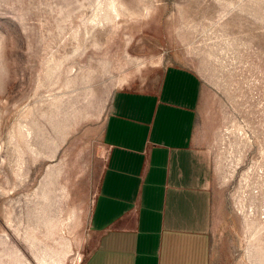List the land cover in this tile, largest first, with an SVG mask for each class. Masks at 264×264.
<instances>
[{"label": "rangeland", "instance_id": "1", "mask_svg": "<svg viewBox=\"0 0 264 264\" xmlns=\"http://www.w3.org/2000/svg\"><path fill=\"white\" fill-rule=\"evenodd\" d=\"M202 80L212 264H264V0H0V264H80L114 91Z\"/></svg>", "mask_w": 264, "mask_h": 264}, {"label": "crops", "instance_id": "2", "mask_svg": "<svg viewBox=\"0 0 264 264\" xmlns=\"http://www.w3.org/2000/svg\"><path fill=\"white\" fill-rule=\"evenodd\" d=\"M112 94L80 264H212V156L199 129L202 80L168 64Z\"/></svg>", "mask_w": 264, "mask_h": 264}]
</instances>
